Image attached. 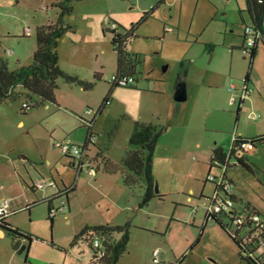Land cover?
I'll return each mask as SVG.
<instances>
[{
    "label": "rangeland",
    "instance_id": "1",
    "mask_svg": "<svg viewBox=\"0 0 264 264\" xmlns=\"http://www.w3.org/2000/svg\"><path fill=\"white\" fill-rule=\"evenodd\" d=\"M163 1H74V10L65 20L74 26L75 30H68L64 34L61 48L66 56V65L74 72L72 75L94 84L91 88L83 90L76 84H70L60 78L56 90L60 105L51 102L52 108L47 111L50 118H44L42 125L49 128L50 121L53 125L63 124L66 119L72 117L69 113L71 111L68 114L64 112L67 108L77 116L90 120L93 116L86 112L87 109L90 107L98 110L108 93L113 92L114 96L109 98L114 101V106H108L112 109L107 113L106 108L103 114L96 116L97 128L106 130L105 138L109 143L110 152L115 154L118 146L126 142L127 136L133 132L136 120L141 117H146V123L161 126L164 131L170 126V132L160 137L153 162V173L157 176L155 180L159 183L160 190L162 182L168 195L164 200L156 199L152 204H148L145 208L154 215L150 217L146 213L141 219L143 222L157 223L162 231L156 234L137 232L142 234L132 236L130 248L119 264H211L204 258L219 250L220 241L214 235L210 236L209 232H205L201 237L200 232L206 220L210 201L208 198H211L214 192V183L207 181V178L210 174L221 175V170L217 167L211 168L203 156L207 154L208 146L200 149L196 141L204 144L211 142L219 133L217 130H220V135L227 137V145L237 132V106L234 107L235 113L211 109L214 107L216 91L212 85L207 84L206 77L210 72L217 76L219 74L216 73L224 72V76L231 69L232 81H240L244 86L246 73L251 69L264 81V44H260L258 55L253 62L250 55L239 48L244 41L245 30L240 9L249 22L245 0ZM56 2L57 0H0L1 56L10 62L12 68L31 63L33 50L37 48V27L57 18L59 9ZM156 6L159 9L152 10ZM144 12L150 14L143 20ZM165 20L176 30H167ZM112 22L119 25L120 31L129 30L133 25L137 26V36L132 38L129 49L140 58L137 69L139 84L153 90L147 106L140 102V93L129 88L130 86H113L110 82L118 68L117 54L112 44L113 34L109 30ZM27 27L31 28V34L26 36L24 30ZM107 27L109 31L106 30ZM208 44L212 45V51ZM7 49L12 52L8 53ZM184 70L191 76L193 83L197 82V87L202 85L200 89L203 90L197 98L193 93L190 98L178 101L175 99L174 90L178 77ZM96 72L102 74L101 79H95ZM184 81L187 83L186 79ZM248 86L246 98L249 102L242 109V126L246 128L264 119V97L254 85ZM111 89L113 91L110 92ZM16 90L20 95L11 100L10 106L4 104V112H1L3 117L0 119V153L4 154L0 156V197L8 196L14 188L11 176L13 172L9 166L3 165L1 160L7 163L4 156L9 150L25 140H31L30 135L22 133L23 130L16 126L17 116L24 115L21 105L27 99L22 93L21 85H18ZM12 106L18 111L12 110ZM46 110L44 105L34 106L28 113L32 111L41 114ZM206 113L209 114L208 119L205 117ZM254 114L258 117L254 118ZM174 126L178 127L172 128ZM35 129L38 132L40 128L36 126ZM234 168V171H229L228 174L238 176V182L246 186L250 193H264V176L259 179L242 165ZM2 185L5 189L1 188ZM137 190L140 191V187H137ZM156 201L158 204H155ZM38 211L42 212L41 217L34 219L27 226L40 236L46 234L49 237L52 233L53 238L56 236L61 242L68 244L66 247H70L76 218H73V224L69 225L66 218L57 216L51 227L46 213L41 211L40 207ZM161 213H175L178 216L180 221L173 230L167 227L170 219L161 217ZM25 217L26 214L21 213L15 218L23 222ZM34 236L36 240L37 235ZM198 237H201V241L194 249L195 254H191L188 251L189 246ZM153 244L159 246L161 262H154L153 249L150 252L151 258H147L149 246ZM235 247L239 252L238 247ZM184 251L187 256L181 262L180 252ZM218 252L223 255L221 250ZM52 253L44 255L45 264H64L62 258L66 255L72 257L70 253L57 249ZM224 256H230L228 251L224 252Z\"/></svg>",
    "mask_w": 264,
    "mask_h": 264
},
{
    "label": "crops",
    "instance_id": "2",
    "mask_svg": "<svg viewBox=\"0 0 264 264\" xmlns=\"http://www.w3.org/2000/svg\"><path fill=\"white\" fill-rule=\"evenodd\" d=\"M165 2L166 1L164 0L163 3ZM154 9H159V7L156 6ZM163 11L165 16H167L165 9H163ZM164 23L167 27L171 26L166 22V20L164 21ZM172 27L173 30L170 31H175L176 28L174 26ZM62 41L63 37L61 38L59 44L60 65L69 73L74 74V72H71V70L66 65V56H64L65 54L62 52L61 48ZM261 43L264 44V41L260 39L258 41L257 50L252 62L258 55V50ZM244 44L245 38L242 44H240L239 46L241 50H243ZM209 46L212 51V45L210 44ZM33 51H35V48ZM248 72L250 76L249 80L247 81L248 85H254L258 89L260 95L264 97L263 79L255 74L251 69H249L247 73ZM223 73H216L219 74V76L215 75V73L213 72L207 73L206 82L207 84L212 85V87H214L216 91L214 107L211 109H213L214 111L220 110L223 112L227 111L235 113L234 107L236 105L237 111L235 125L237 132L234 134V137H264V119L257 124L252 125V127L246 128L242 126V109L249 102V99L246 98L243 100L241 98L243 92V84L237 80L232 81L233 76L231 74V69L228 70L224 76H222ZM96 74L102 77V74L100 72H96ZM136 77L137 83L135 84V86H131L129 88L137 93L139 92L140 102L142 104L145 103V106H147L149 104L148 99L151 98L150 96L153 90L151 88L140 85V78H138L137 75ZM183 79L187 80V99L190 98L193 93L195 98L199 97L200 93L203 90L202 88L200 89L202 85L197 87V82L193 83V79L186 70H184L178 77L177 85ZM177 85L174 91H176ZM77 86L85 90V88H83L82 86ZM111 91H113V89H111L110 92ZM232 95L237 96V100L235 102L232 101ZM110 96H114V93H108L106 99H110ZM105 101L106 100H104L102 106L99 107V109H101L104 106L103 112L101 114L104 113L108 106L114 104V101H112L111 99V102L109 104H106ZM10 102L11 101L0 102V119L3 117L1 112H4L2 106H4V104H8V106H10ZM54 104H59L57 98ZM43 105L45 108H47L45 113L38 114V112L34 113L32 111L28 113L29 110L24 113L21 108V111L24 115H21L20 117L17 116L19 114H17L16 112V116L18 117L16 126L23 130L22 133L30 135L31 140H25L22 144H18V146L9 150V153L4 156L6 157L4 160L7 159V163L1 160L3 165L9 166V168L13 172L11 176L14 188H12L8 196L0 197V202L3 199L11 200V208L8 216L6 217V221L11 225V227H17L27 233L32 234L33 237H35L34 235H37V238L36 240H34L33 238L30 246H28L24 251L20 252L17 243L24 244L27 242L26 239L16 238L7 229L0 226V264H45L44 255L51 254L54 249L66 251L67 253L71 254L72 257H68L66 255V257L62 258L64 264H89V260L93 256V251L90 248L89 244L83 240H78L76 242L74 240L75 236L87 225H123L125 223H130L131 233L128 250L130 248V241L132 236H135L136 234H142L137 232H149L155 234L157 232H161L162 230L161 228H159V226H157V223L152 224L147 221L143 222L141 219L144 218V215L146 213L149 214L150 217L154 215L152 212H148L145 208L148 204H152L156 199L164 200L168 195V192L166 188H164L162 182L161 190L158 194H163L164 196L162 198L154 197L145 205L140 206L143 187H140L139 185L129 186L124 181L125 175L129 173V170L124 166L123 160L127 151L129 150L128 139L130 135L127 136L126 142L121 143V145L118 146V149L114 154L113 152L109 151V143L106 142L105 138L106 130H104V128H97L98 119L96 117L93 119L92 128H90L83 122L82 116H77L75 112L67 108V111L64 112L68 114V112L71 111L69 113L72 115V117L66 119L63 124L58 125H53L50 121L51 127L48 126L49 128H47L43 127V123L45 121L44 118H50V113H47V111L51 110L52 105L51 102H49L40 104L38 106ZM11 108L12 110L18 111L17 109H14L13 106ZM72 108L76 109L75 107ZM110 109L112 108H108L106 112L108 113ZM208 116L209 114L206 113L205 117H207V119ZM136 121L147 122L148 120L146 119V117H141L140 120ZM36 126L37 128H40L38 129V132L35 131ZM175 127L178 126H174L172 128ZM170 130L171 127L169 126L167 130H163L161 136L166 133L168 134ZM91 131L95 133L93 139L90 138ZM217 131L219 133L214 136L215 138L211 142L209 141L204 144L201 141H196V145L200 149H202L205 145L208 146L206 150L207 154L203 156L205 160L209 162L210 166L215 149L221 147L223 148L224 152L228 153L234 144L233 136L231 141L226 145L225 139H227V137L224 138V136L220 135V132L222 131ZM47 136H49V138H47ZM64 140H72L79 143L88 142L87 162H90L97 168V174L95 176H90L88 172L85 171V169L82 171H78L74 166V159L70 156L63 155L56 143L58 141ZM239 149L240 148H237V155H240L243 161L249 165V167L251 168V170L249 171L256 174L259 179L262 178L264 176V138L257 141L254 145L245 146L244 149L241 148L240 151ZM3 154L0 153V156H3ZM232 157H234V155ZM237 165H242V163L238 162L234 165H231L226 171V175L231 181V192L233 196L239 203L254 208L264 217V193L256 195L250 193L246 186L238 182V176L228 174V172L235 169L234 167ZM242 166L246 168L244 165ZM212 167H217L218 170H221L220 174H222V168L219 165L215 164L214 166H211V168ZM213 175L218 176L217 173ZM154 176L157 177L155 174ZM44 179H51L53 181V184L43 187H37V184ZM211 182L214 183V194L216 190V183L214 181ZM143 184L144 182L141 181V185ZM137 187H140V191L137 190ZM1 188L5 189L3 185L1 186ZM188 198L190 199L191 196H189ZM208 199L210 200L211 198L209 197ZM210 201L208 205L210 204ZM206 202L207 200L205 201V204ZM155 204H158L157 201ZM63 205H66V208L59 211V213L54 217H51L53 218V221L51 222L49 219L50 206L59 208L63 207ZM39 207L41 208V211H44V213H46L47 219L51 223V227L54 224V221L57 220V216H59V218H66V221L67 223H69V225H72L73 218H76V224H73V240L70 244V247H66L65 245L68 244H64L63 242H61L56 236H54L53 238L52 233L49 237L46 236V234L40 236L38 232L27 226L29 223H32L34 219L41 217L40 215L42 214V212L40 211L41 213H39ZM21 213L26 214L25 221L23 222L15 218ZM161 217L170 219L167 227H170L171 230H173L175 225L180 221L175 213H161ZM205 232H209L210 236L214 235L220 241V244L218 245L219 250L223 252V255L218 252L219 250L210 253L204 258L206 262H209L211 264H245V262L240 259L239 252H237V248L235 247V245H233L234 242L232 241V239L219 227L215 220L208 217V210L206 213L205 224L201 228L200 236L202 237ZM201 237H198L193 243L190 244L188 251L191 254H195L194 249L201 241ZM151 249H153V254L154 251H159V246H156L154 244L152 246H149V253L147 254L148 259L151 258ZM225 251H228L230 256H224ZM127 252H125L121 256V258L124 257ZM186 256L187 255L185 251L180 252L179 259H181V262L184 261ZM121 258L119 259V261L121 260ZM119 261L117 262V264H119ZM49 264H53V262H49Z\"/></svg>",
    "mask_w": 264,
    "mask_h": 264
},
{
    "label": "trees",
    "instance_id": "3",
    "mask_svg": "<svg viewBox=\"0 0 264 264\" xmlns=\"http://www.w3.org/2000/svg\"><path fill=\"white\" fill-rule=\"evenodd\" d=\"M75 0H57L56 6L59 9L58 16L55 20H50L37 27L36 38L37 48L33 53L32 61L28 65H21L15 68L10 66V62L1 56L0 48V102L11 101L16 99L20 94L16 90L18 85L22 87V93L27 98L24 101L30 103L31 108L40 104L56 102V90L59 86V79L63 78L69 83H74L82 86L85 89L91 88L93 82L86 81L76 75H72L64 70L60 65L59 44L63 35L68 31H74L75 28L67 23L65 18L74 10ZM246 12L249 14L250 23L255 30L263 33L261 40L264 41V0H245ZM155 7L152 8V10ZM242 24H249L243 16V10L240 9ZM150 13L144 12L143 20ZM137 26H132L129 30L120 31L111 30L112 44L117 54V72L118 77L132 76L134 78L133 84H120L117 81H111L113 86H135L137 83V72L140 58L137 54L129 49V45L133 37L137 36L135 29ZM109 28H106L107 31ZM258 43L250 51L251 62L255 56ZM1 47V43H0ZM95 79H101V76L95 74ZM249 72L246 74L245 81L249 80ZM107 100V99H106ZM104 108V106H103ZM103 108L99 109V114L103 112ZM30 110V109H29ZM26 113L28 110H23ZM163 132V128L159 125L136 121L133 132L130 134L129 150L124 157V166L129 170L124 177V181L129 186L139 185L143 187V194L141 196L140 206L145 205L154 197L162 198L163 194H156L154 192L155 176L153 174V159L155 149ZM92 132H90L91 134ZM264 137H244L237 136L234 141L232 153L235 154L237 148H243L248 145H254L257 141ZM88 142L83 143L87 146ZM226 152L223 148L214 150V155L211 160V166H214L215 160L224 162ZM68 156V155H66ZM235 156V155H234ZM239 163H242L248 170H251L242 157H237ZM207 180H209L207 178ZM141 181L144 182L141 185ZM51 208V206H50ZM49 208V211H50ZM209 218L215 220L219 227L232 239L239 249V257L245 264H263L260 260L244 256L242 254V243L229 230L228 226L231 224V217L225 214H208ZM50 221L53 218L49 216ZM0 226L7 229L16 238H24L29 240L28 246L33 241V235L27 233L19 228H13L6 221L2 219ZM130 223L123 225H94L85 226L76 236L75 242L78 240L86 241L93 251V256L89 260V264H117L121 256L127 252L130 240ZM95 237H100L105 251L103 256L98 255L97 248L93 245Z\"/></svg>",
    "mask_w": 264,
    "mask_h": 264
},
{
    "label": "built area",
    "instance_id": "4",
    "mask_svg": "<svg viewBox=\"0 0 264 264\" xmlns=\"http://www.w3.org/2000/svg\"><path fill=\"white\" fill-rule=\"evenodd\" d=\"M111 29L109 30H118L119 25L116 22L111 23ZM167 30H173L172 26H168ZM25 35L31 34V28L27 27L24 30ZM263 37V33L258 30H255L251 23L245 25L244 30V38L245 44L243 50L245 53L250 55L251 49L256 46L258 41ZM8 53L12 52L11 49L6 50ZM111 81H117L120 84H133L134 78L132 76H124L118 77L114 75ZM244 86L241 98L244 100L248 95V82L244 79ZM237 100L236 95H232V101L235 102ZM111 101L107 99L105 101L106 104H109ZM23 110L31 109L30 103L24 101L22 104ZM87 113L93 116L92 119L87 120L83 118V122L90 128L93 125V119L99 114V110H95L93 108H88ZM254 118H257L258 115L254 114ZM90 138H94V132L91 131ZM237 139V136L234 137V141ZM56 145L61 149L63 155H68L74 159V166L78 171L88 172L90 176H95L97 174V168L92 165L90 162H87V146L83 143L74 142L72 140H64L58 141ZM232 149L227 153L225 161H215L217 165L222 168L221 175H213L210 174L208 179L214 181L216 183L215 193L211 197L210 204L208 205V214H227L231 217V224L228 226L229 230L232 234L237 237L241 241L242 245V254L247 257H251L253 259H259L261 263L264 264V217L261 213H259L254 208L241 204L237 201V199L233 196L231 192V181L226 175V171L229 166L238 163L237 157H241L237 155V149L235 154L232 153ZM240 151V149H239ZM234 157H232L233 155ZM234 160V161H233ZM53 181L44 179L37 184V187H43L46 185H52ZM11 208V200L3 199L0 202V222L2 219L6 218L10 212ZM66 208V205L63 207H51L49 211V215L54 217L59 213V211ZM93 245L98 250V255L103 256L105 251L103 249L102 240L100 237H95L93 240ZM263 247V249H262ZM154 262H160V254L159 251H154Z\"/></svg>",
    "mask_w": 264,
    "mask_h": 264
},
{
    "label": "water",
    "instance_id": "5",
    "mask_svg": "<svg viewBox=\"0 0 264 264\" xmlns=\"http://www.w3.org/2000/svg\"><path fill=\"white\" fill-rule=\"evenodd\" d=\"M175 99L178 101H184L187 99V83H186V81L182 80L178 83L176 91H175ZM154 192L156 194H158L160 192L159 183L157 181H155ZM26 241L27 242L24 244L17 243L20 252L24 251L28 247V244L30 242H29V240H26Z\"/></svg>",
    "mask_w": 264,
    "mask_h": 264
}]
</instances>
